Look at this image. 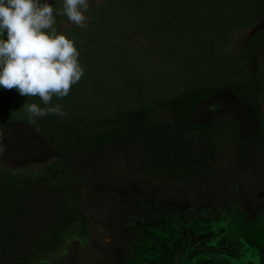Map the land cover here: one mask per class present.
Here are the masks:
<instances>
[{"label": "trees", "instance_id": "trees-1", "mask_svg": "<svg viewBox=\"0 0 264 264\" xmlns=\"http://www.w3.org/2000/svg\"><path fill=\"white\" fill-rule=\"evenodd\" d=\"M204 2L103 0L94 6L88 21L95 29L88 41L93 42L98 36L106 37L108 34L101 31V26L112 22L126 27L124 30L130 28L150 37L147 45L142 46L145 53L175 54L179 50L190 52V49L213 51L223 47L219 44L222 42L208 37L211 31L198 21L197 17L201 15L194 9ZM230 4L240 11H247L251 23L264 10V0H235ZM190 10L194 14L191 17ZM217 30L221 28H216L215 32ZM261 38L260 33L252 41L253 58L257 57L255 49ZM74 44L86 77L72 85L67 96L53 97L52 103L61 105L66 115L50 114L30 121L22 106L36 103L44 107L40 98L21 97L15 89L4 95L10 102L11 117L0 122V264H30L38 250L54 249L62 230L77 217L96 235L107 234V231L122 234L134 227L135 219L142 220V217L127 201L124 209L119 207L123 201L115 190L134 187L160 204H190L193 212L225 208L232 201L231 195L236 193L251 205L264 203V116L259 101L264 94L263 77L219 81L163 99L161 103L175 119L173 124L153 121L144 107L119 105L113 119L106 120L109 123L93 130L95 119L85 124L79 117V99L83 98L89 82L93 86L103 83V73L91 69L90 58L94 59V53L90 47ZM136 46L133 44V48ZM132 57H117L108 66L120 73L118 69L122 70L123 66L131 68L136 63ZM203 57L208 61L212 59ZM203 62L205 60L197 63ZM225 67L213 64L210 68L218 75ZM227 109L246 114L255 122L252 131L255 142L242 140L235 129L222 121L224 117L217 119ZM208 117L216 118L208 124L214 130L210 145L205 148L190 143L185 131L196 129L198 122ZM111 122L115 124L110 126ZM57 127L69 128L75 138L68 151L60 152L63 154L59 159L61 169L35 177L7 172L5 167L22 163L30 157H44V151L35 150L33 135L54 147L53 132ZM222 132L230 133L227 143L218 139ZM260 192L263 193L262 203L258 200ZM208 193H214L216 197L203 200L201 196ZM91 204L93 208L89 207ZM119 240L112 251L125 254L130 248V237L122 236ZM105 248L110 251L107 246Z\"/></svg>", "mask_w": 264, "mask_h": 264}, {"label": "rangeland", "instance_id": "rangeland-1", "mask_svg": "<svg viewBox=\"0 0 264 264\" xmlns=\"http://www.w3.org/2000/svg\"><path fill=\"white\" fill-rule=\"evenodd\" d=\"M102 1L88 0L89 7L83 27L61 15L56 16L55 24L58 34L63 33L77 45L86 44L90 47L95 59L90 58V67L92 70L96 68L95 73H103V83L93 86L89 82L83 98L79 99V117L85 124L88 120L95 119L93 130L109 123L106 120L113 119L119 105L144 107L153 121L173 124L175 119L161 103L163 99L196 87L211 86L219 81L264 78V10L251 23L247 11H240L237 6L230 4L235 0H217L218 4L205 0L206 2L194 7L201 15L197 17L198 21H202L208 31H211L208 37L222 42L219 44L223 47L213 51L190 49V52L179 50L175 54L158 52L157 55H152L147 51L145 53L142 48L147 45L150 37L130 28L124 30L126 27L116 26L112 22L101 26V31L108 34L106 37L98 36L94 37L93 42L88 41V36L95 31L94 25L88 24V21L94 6ZM48 2L56 10L63 7V0ZM192 15L193 11L190 10V17ZM119 24L123 25L122 22ZM215 27L221 30L215 32ZM260 33L262 38L257 50L255 49L257 57L253 58L251 44ZM169 38L172 39V36L169 35ZM133 44L137 46L133 48ZM136 56H139L137 60ZM203 56L212 59L208 61ZM117 57H132L136 63L131 68L123 66L122 70L118 69L121 72L116 73L115 68L108 65L115 62ZM203 60L205 62L197 63ZM85 63L89 64V61L85 60ZM94 64H98L97 67ZM213 64L222 68L226 66V69L217 75L210 68ZM82 77H86L85 73ZM9 93L11 90H0V122L3 118L11 117L10 102L4 98ZM259 101L264 116V94ZM223 117L225 120H222ZM248 117L227 109L217 119L227 122L226 125L235 129L242 140L255 142L252 131L256 124ZM214 119L216 118L202 119L196 129L185 131L190 143L205 148L209 146L214 134L213 128L208 124ZM67 123L70 125V122ZM114 124L111 122L110 126ZM77 125L82 127V124ZM16 134L18 136L19 132ZM229 135L228 132H222L218 139L227 143ZM53 136L54 147L33 135L35 150L44 151L46 155L30 157L22 163L5 167L7 172L35 177L47 171L61 169L59 159L63 154L60 152L68 151L74 145L75 138L69 128L60 127L54 129ZM47 151H50L49 154ZM114 192L123 201L119 207L124 209L128 202L142 220L135 219L134 227L122 234L107 231V234L96 235L77 217L62 230L57 246L52 250H38L30 264H264V203L261 192L258 193V200L262 204L251 205L240 193H236L231 195L229 206L217 208L213 212H193L190 204H160L152 196H146L134 187ZM215 197L214 193L201 196L203 200ZM93 206L91 204L89 207ZM122 236L130 237V248L125 254L115 253L112 249ZM110 243H113L112 246ZM106 246L110 251L106 250Z\"/></svg>", "mask_w": 264, "mask_h": 264}, {"label": "clouds", "instance_id": "clouds-1", "mask_svg": "<svg viewBox=\"0 0 264 264\" xmlns=\"http://www.w3.org/2000/svg\"><path fill=\"white\" fill-rule=\"evenodd\" d=\"M88 7V0H63L61 10L48 0H0V90L40 98L44 107L22 106L30 121L66 115L53 97L67 96L84 69L74 41L57 33L56 16L83 27Z\"/></svg>", "mask_w": 264, "mask_h": 264}]
</instances>
